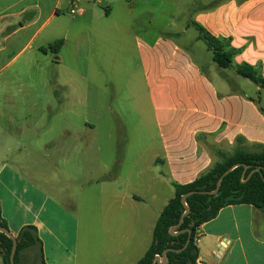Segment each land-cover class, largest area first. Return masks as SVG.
Returning a JSON list of instances; mask_svg holds the SVG:
<instances>
[{"label":"crops","instance_id":"0c3cea01","mask_svg":"<svg viewBox=\"0 0 264 264\" xmlns=\"http://www.w3.org/2000/svg\"><path fill=\"white\" fill-rule=\"evenodd\" d=\"M111 15L109 5L94 15L91 0H0V66L4 70L13 62H65L63 49L69 43L84 36L90 40L95 30L114 31L107 25ZM87 18L90 24L83 28ZM193 23L216 38L230 40L238 51L234 66L249 64L264 77V0H212V8L200 11ZM59 41L63 42L59 52H50L49 47ZM138 53L162 147L153 163L161 168L139 190L99 188L98 211L112 210L113 220L106 228L98 216V232L103 224L112 242L97 252L95 262L86 252L81 264H137L152 245L156 223L173 198L168 197L170 185L194 182L218 161L217 152H234L239 137L244 138L239 147L245 149L264 145L260 100L218 86L190 49L172 39L139 42ZM75 60L81 62L77 53ZM257 90L264 89L257 86ZM3 111L0 106V121ZM71 113L69 108L54 110L49 124L58 114ZM5 123L0 124L4 137L0 146L5 148L0 153L2 218L16 237L24 226L37 228L45 264H80L78 216L62 198L10 163L11 148L24 141L11 137L10 121ZM196 245L197 264H264V214L249 204L227 206L199 227Z\"/></svg>","mask_w":264,"mask_h":264},{"label":"rangeland","instance_id":"374dc122","mask_svg":"<svg viewBox=\"0 0 264 264\" xmlns=\"http://www.w3.org/2000/svg\"><path fill=\"white\" fill-rule=\"evenodd\" d=\"M100 1L91 0L94 15L109 5L112 15L107 25L114 27L113 32L95 30L90 40L84 36L69 43L63 49L65 62H13L4 70L0 66V106L4 108L0 124L10 121L11 137L24 141L11 148L9 161L73 207L80 220V264L86 252L95 262L97 252L112 242L103 224L98 232L99 217L106 228L113 220L112 210L98 211L99 188L139 190L161 168L153 163L162 147L140 65L139 42L163 38L180 43L218 86L248 93L264 106V90L259 92L234 68L222 69L213 63L212 53L199 38L193 22L200 11L212 8V0ZM84 22L83 28H88L90 19ZM76 53L81 62L75 60ZM64 108L72 113L58 114L50 125L52 111ZM17 126L21 130H15ZM4 150L0 146V153ZM174 195L170 185L169 199ZM22 260L41 264L32 250L24 251ZM0 264H4L1 253Z\"/></svg>","mask_w":264,"mask_h":264},{"label":"trees","instance_id":"16d2710c","mask_svg":"<svg viewBox=\"0 0 264 264\" xmlns=\"http://www.w3.org/2000/svg\"><path fill=\"white\" fill-rule=\"evenodd\" d=\"M196 27L201 33L199 38L206 43L208 50L212 53L213 63L222 69L234 68L237 74L264 89V77L254 67L246 63L234 66L233 60L238 51L231 48L230 40L216 38L201 26L196 25ZM62 44L63 42L59 41L51 45L50 52L57 54ZM243 142L244 138L236 139V147L231 155L219 153L215 147H212V151L220 155V160L216 161L194 182L186 185L172 184L175 195L161 212L154 229L152 245L137 264H152L155 257L161 256L166 249H173L167 254V264H197L199 259V249L196 245L198 229L216 218L221 209L230 205L249 204L260 209L264 214V145L255 144L253 148L245 149L239 147V144ZM238 163L250 166L244 177V167H238L224 177L217 194L202 195L197 193L188 197L187 204L190 213L176 231L191 230V241L186 249L180 252L175 251L184 248L189 239L187 231L177 236L170 234V229L179 223L181 216L186 211L181 201L182 196L192 191H215L221 176ZM256 168H262V170L253 172ZM0 226L8 228L6 220L2 218L1 208ZM17 239L19 241L15 264H25L22 260V253L26 250L36 251L41 264H45L43 244L35 226H24ZM12 247L13 241L0 232V253L4 264H10Z\"/></svg>","mask_w":264,"mask_h":264},{"label":"water","instance_id":"95a60500","mask_svg":"<svg viewBox=\"0 0 264 264\" xmlns=\"http://www.w3.org/2000/svg\"><path fill=\"white\" fill-rule=\"evenodd\" d=\"M243 166L244 167V172H243V177L246 175L247 173V170L250 168V166H247L245 164H242V163H238V164H235L233 165L231 168H229L222 176L221 178L219 179L218 181V184H217V189L215 191H192V192H189L185 195L182 196V204L185 206V213L181 216L180 220H179V223L172 227L170 229V234L172 236H177L179 235L180 233H185L186 231L189 233V239L186 243V245L184 246V248L182 249H179V250H175L177 252H180L184 249L187 248V246L189 245L190 241H191V230H183L181 232H177L176 230L179 229L181 227V225L183 224L184 222V219L185 217L190 213V208L187 204V199L189 196L191 195H194V194H202V195H215L217 194V192L219 191L220 189V186H221V183L224 179L225 176H227L229 173H231L234 169L238 168V167H241ZM262 168H256L253 170V172L255 171H261ZM0 232L1 233H4L6 236H8L12 241H13V247H12V251H11V255H10V264H15V257H16V253H17V248H18V239L17 237L8 229V228H5V227H2L0 226ZM170 251H173V249H166L163 254L161 256H156L153 263L152 264H167L168 263V258H167V254L170 252Z\"/></svg>","mask_w":264,"mask_h":264},{"label":"built area","instance_id":"2783aa9c","mask_svg":"<svg viewBox=\"0 0 264 264\" xmlns=\"http://www.w3.org/2000/svg\"><path fill=\"white\" fill-rule=\"evenodd\" d=\"M75 11L74 10H72V13H74Z\"/></svg>","mask_w":264,"mask_h":264}]
</instances>
